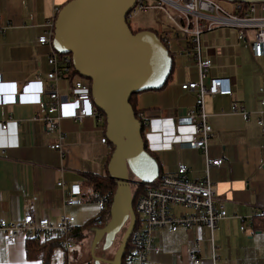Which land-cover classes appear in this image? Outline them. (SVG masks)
<instances>
[{"label":"crops","instance_id":"0c3cea01","mask_svg":"<svg viewBox=\"0 0 264 264\" xmlns=\"http://www.w3.org/2000/svg\"><path fill=\"white\" fill-rule=\"evenodd\" d=\"M66 1L0 0V24H9L0 33V125L9 116L13 118L5 129L0 128V218L5 220H18L31 210L36 219L56 222L66 213L75 216L79 227L101 213L90 200L98 194L95 179L107 176L113 145L107 138L106 125L93 117L81 122L62 118L60 129L66 133L63 155L49 147L57 139L45 131L39 119L45 112L44 104L8 103L3 95L14 85L20 88L48 70L50 47L39 44L37 37ZM226 3L225 9L233 11V3ZM163 30L173 37L172 77L159 89L137 93V107L153 110L144 136L158 159L159 173L176 175L178 165L184 164L189 169L188 178L197 181L203 175L202 153L178 147V142L188 139L191 131V126L179 125L178 118L187 116L197 99V92L181 85L198 81L199 73L194 59L183 53L185 39L174 36L170 26ZM244 31L242 36L236 27H215L200 38L201 55L211 60L204 80L227 77L231 88L228 95L203 97V109L212 126L208 154L224 160L211 169L210 179L227 217L218 222L212 234L203 225L173 232L157 229L154 239L161 251L151 255L148 264H264V220L253 224L250 221L241 230L236 217L264 213V134L258 124L259 118L264 121L260 104L264 97V56L252 55L249 43L254 31ZM75 77L60 80L59 93H67ZM233 103L237 104L236 110ZM103 137L107 138L106 143L101 142ZM58 180L79 184L85 203L65 208L61 189L56 186ZM94 227L100 225L84 230L81 244L72 251L55 253L54 248L49 264H90L87 250ZM196 241L199 261L193 263L187 260L186 250ZM27 244L19 237L6 245L0 234V264H41L34 252L27 251Z\"/></svg>","mask_w":264,"mask_h":264},{"label":"built area","instance_id":"2783aa9c","mask_svg":"<svg viewBox=\"0 0 264 264\" xmlns=\"http://www.w3.org/2000/svg\"><path fill=\"white\" fill-rule=\"evenodd\" d=\"M233 11L221 7L215 0H135L132 9L127 13L126 20L134 18L139 12L160 10L167 14L174 36H182L186 41L183 53L191 56L199 73L198 81L187 82L181 87L185 90L197 92L195 107L187 116L178 118L179 125L191 126L190 137L178 142L182 149H196L202 153V177L193 181L188 178V167L179 164L177 174L159 173L157 178L149 183L134 181L131 184L132 195L136 196L135 224L130 233L129 248L121 264H148L151 255L160 253L161 248L156 244L154 233L157 229L165 228L171 232L178 228L192 229L203 225L212 232L220 220L227 217L224 205L217 197L216 188L210 179V171L223 163L222 157L212 158L208 154V141L212 133V126L208 114L203 109L204 95L231 94L230 82L227 77H213L208 81L204 78L211 68V60L201 55V36L215 27L233 26L242 31L254 29L253 38L249 46L254 57L264 56V2H232ZM9 24H0V33H4ZM54 35V17L44 25V30L37 37V42L50 47L46 62L48 70L44 75H37L33 80L24 82L22 86L10 88L3 95L5 101L37 102L43 103L45 112L39 117L44 129L49 134H55L57 141L49 145L65 154L64 139L66 133L60 129L62 118L69 117L81 122L85 117H93L98 122L105 123L104 113L93 103L89 79L76 76L71 81L67 93L58 91V82L70 74L72 61L69 54L57 53L52 47ZM160 40L171 53L173 37L169 31L159 32ZM73 67V66H72ZM260 90H262L260 88ZM260 104L264 109V97ZM236 110L237 104L233 103ZM264 111V110H263ZM245 115V113L243 112ZM144 131L149 125L151 115L145 112L138 113ZM9 116L0 128L5 129ZM261 132L264 134V121L258 119ZM101 142L106 143L103 137ZM56 186L61 189L63 206H80L85 203L81 197L79 184H66L58 180ZM110 192L98 193L90 200L97 205L100 212L107 207ZM252 214L236 217L240 221V229L253 219ZM102 220L97 219L93 226L101 225ZM76 227L75 216L63 214L56 222L47 218L36 219L31 210H27L20 219L15 221L0 218V234L6 245L14 243L17 238L23 240L55 238L59 240L55 253L72 251L81 243V238L73 234ZM199 242L186 250L187 260L193 263L199 261ZM126 252V248L124 253ZM54 254V253H53ZM54 257V255H53ZM123 258V257H122Z\"/></svg>","mask_w":264,"mask_h":264},{"label":"water","instance_id":"95a60500","mask_svg":"<svg viewBox=\"0 0 264 264\" xmlns=\"http://www.w3.org/2000/svg\"><path fill=\"white\" fill-rule=\"evenodd\" d=\"M134 4L135 0H68L54 17L52 47L70 54L74 70L90 80L93 103L105 115L106 135L114 147L108 173L116 188L109 219L92 229L94 264H121L135 224L131 184L149 183L159 175L158 161L145 150L141 123L129 100L135 93L165 86L173 57L154 31L130 28L126 15ZM120 232L111 259L95 255L102 240L106 250Z\"/></svg>","mask_w":264,"mask_h":264},{"label":"trees","instance_id":"16d2710c","mask_svg":"<svg viewBox=\"0 0 264 264\" xmlns=\"http://www.w3.org/2000/svg\"><path fill=\"white\" fill-rule=\"evenodd\" d=\"M59 8H58V10H59ZM167 28H169V26H167ZM147 29H150V30L154 31L159 36V33L157 31H155L154 29H152V28H147ZM138 30H141V29L134 30V32H136ZM170 54L173 57L172 53H170ZM69 56H70V54H69ZM69 76L70 77H74V76H80V75L71 66V70H70ZM171 77H172V70H171L170 75L168 76L167 82L171 79ZM136 95H137V93L133 94L130 97L129 102H130V104H131V106L133 108L135 117L141 123V129H142V137H143V141H144V147H145V150L151 156L155 157L156 160L158 161V159L155 156V154L152 151H150L149 148H148V146H147V142H146V139H145V136H144V128H143V125H142V121H141V119L138 116V113L141 112V111L142 112H145V113H147L149 115H151V112H153V110H150V109H139V108H137ZM113 149H114V147L112 146V151H113ZM112 151H111V153L109 155L108 162L110 160ZM108 162H107V176L105 178H102V179H95L96 181L94 180L95 183H96L95 184L96 185L95 188L97 189L96 191H98L97 193L110 192V194H109V200L107 202L106 210L104 212H101L97 218H95V219H93V220L85 223L82 226L75 227V229L73 231V234L77 235V237H79V238H82L83 237V231L86 230V229H88V228H90L91 226H93V222L96 221L97 219H101L102 220V224L100 225V227L103 226L104 223L109 219V209H110V205H111V202H112V197H113V194H114V191H115V188H116V184H115V182L109 176V173H108ZM136 199H137L136 196L135 195H132V205H133V209L135 208ZM259 219L264 220V213L261 214V215H254L253 216V219H252V224L255 223ZM26 242L28 243L27 244V251L29 253L34 252V256L40 258L41 264H49L50 263V257H51V254L53 252V249L59 243V240L58 239H55V238H47V239H32V240H27ZM128 248H129V243H127V245H126V252L123 254L122 262L124 261V257H125V255H126V253L128 251L127 250ZM63 264H65V262Z\"/></svg>","mask_w":264,"mask_h":264},{"label":"rangeland","instance_id":"374dc122","mask_svg":"<svg viewBox=\"0 0 264 264\" xmlns=\"http://www.w3.org/2000/svg\"><path fill=\"white\" fill-rule=\"evenodd\" d=\"M215 1L223 8L228 7L226 0H215ZM128 24L133 31L137 30L138 27H141V28H149L150 27V28L154 29L155 31H157L158 33L161 32L163 27L171 26V22L167 16V14L160 11V10H157V9L150 10L148 12L137 13V15L134 18L128 20ZM252 31H254V29H252ZM121 235H122V232H120L117 235L112 247L103 254H102V250L100 249V246L98 245V248H96V250H95V255L99 256V254H102V255H105L104 257H107V259H111L114 252H115V249L118 246ZM89 258H90V249H89V251L87 250V259L88 260L91 259L90 264H94L92 261V258H90V259ZM99 264H102V263H99Z\"/></svg>","mask_w":264,"mask_h":264},{"label":"flooded vegetation","instance_id":"af4514ba","mask_svg":"<svg viewBox=\"0 0 264 264\" xmlns=\"http://www.w3.org/2000/svg\"><path fill=\"white\" fill-rule=\"evenodd\" d=\"M118 235V234H117ZM117 235H116V237H117ZM116 237H115V239H116ZM115 239H114V241H115ZM103 244H105V242L102 240L98 245L100 246V249L102 250V245ZM114 244V242L106 249V250H102V254L103 253H105L107 250H109L111 247H112V245ZM98 248V247H97ZM102 254H99V256L100 257H103V258H105V259H107V257H104L105 255H102Z\"/></svg>","mask_w":264,"mask_h":264}]
</instances>
